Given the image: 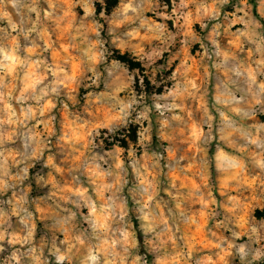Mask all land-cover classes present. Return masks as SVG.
Masks as SVG:
<instances>
[{
    "label": "clouds",
    "instance_id": "9594fccd",
    "mask_svg": "<svg viewBox=\"0 0 264 264\" xmlns=\"http://www.w3.org/2000/svg\"><path fill=\"white\" fill-rule=\"evenodd\" d=\"M0 264H264V0H0Z\"/></svg>",
    "mask_w": 264,
    "mask_h": 264
}]
</instances>
